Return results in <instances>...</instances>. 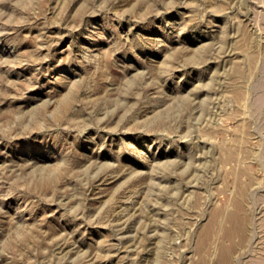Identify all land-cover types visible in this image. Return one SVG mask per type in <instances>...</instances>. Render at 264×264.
I'll return each mask as SVG.
<instances>
[{
	"label": "rangeland",
	"instance_id": "obj_1",
	"mask_svg": "<svg viewBox=\"0 0 264 264\" xmlns=\"http://www.w3.org/2000/svg\"><path fill=\"white\" fill-rule=\"evenodd\" d=\"M0 264H264V0H0Z\"/></svg>",
	"mask_w": 264,
	"mask_h": 264
}]
</instances>
